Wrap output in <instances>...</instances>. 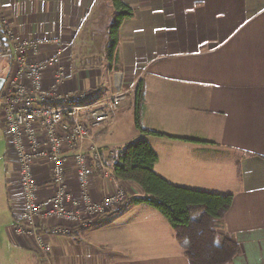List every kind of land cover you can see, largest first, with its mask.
I'll list each match as a JSON object with an SVG mask.
<instances>
[{"label": "crops", "instance_id": "1", "mask_svg": "<svg viewBox=\"0 0 264 264\" xmlns=\"http://www.w3.org/2000/svg\"><path fill=\"white\" fill-rule=\"evenodd\" d=\"M126 1L135 14L120 26L118 59L111 67L104 53L109 40L104 18H114L113 0H0V19L12 33L10 53L0 55L5 79L0 100L17 69L14 46L27 39L60 38L71 44L63 56L67 77L60 92L89 95L105 65L111 82L105 97L120 87L129 90L122 110L142 81L143 127L171 136H143L158 154L156 172L179 186L233 194L220 228L241 248L230 264H264V0ZM55 51L53 46L29 50L27 58L41 61ZM53 76L54 66H48L46 87ZM95 129H90L93 138ZM9 145L0 107V150L8 172V194L0 195V264H48L47 258L26 259L25 252L38 251L36 242L14 230L24 196L16 152ZM98 148L104 158L113 151ZM11 162L15 171L8 180ZM66 166L67 190L79 198L72 156ZM33 174L43 201L52 193L49 163L36 160ZM117 185L128 194L142 193L134 183L95 177L89 183L93 200L101 201ZM156 210L146 204L112 207L93 226H76L67 234H52L48 228L66 222L41 220V231L52 244L49 263L189 264L171 225ZM112 212H123L129 220L118 224L122 216L117 214L95 228ZM97 229L106 233L98 240Z\"/></svg>", "mask_w": 264, "mask_h": 264}, {"label": "built area", "instance_id": "2", "mask_svg": "<svg viewBox=\"0 0 264 264\" xmlns=\"http://www.w3.org/2000/svg\"><path fill=\"white\" fill-rule=\"evenodd\" d=\"M11 40L12 33L8 30ZM71 44L60 38L27 39L14 46L17 62L15 74L9 78L6 91L0 100L5 114L10 143L16 152L24 209L14 224L18 234L33 236L38 251L47 262L52 244L41 231V220L57 219L66 225L49 226L52 234L70 233L73 227L88 228L110 208L121 206L127 190L112 188L101 201H94L89 189L93 178L113 180L114 173L105 162L90 129L101 127L112 114L126 103L129 90L118 88L109 96L88 100L84 92H60L66 80L64 53ZM53 46L55 52L41 61H29V50L40 52ZM54 66L49 86L44 85V72ZM73 157L80 196L75 198L66 187L67 158ZM46 160L50 165L52 193L39 200V185L33 174V163Z\"/></svg>", "mask_w": 264, "mask_h": 264}, {"label": "trees", "instance_id": "3", "mask_svg": "<svg viewBox=\"0 0 264 264\" xmlns=\"http://www.w3.org/2000/svg\"><path fill=\"white\" fill-rule=\"evenodd\" d=\"M114 21L109 26L106 58L112 67L117 61L119 29L125 19L134 16L126 0H113ZM8 27L0 19V55L11 51ZM135 124L141 137L109 153L105 162L117 180L136 184L141 194H128L120 209L131 204H146L157 209L171 225L175 239L183 246L189 264H230L241 251L230 233H221L223 219L230 210L234 195L199 190L171 183L158 174V154L143 136H169L143 127L144 84L138 82L135 94Z\"/></svg>", "mask_w": 264, "mask_h": 264}, {"label": "rangeland", "instance_id": "4", "mask_svg": "<svg viewBox=\"0 0 264 264\" xmlns=\"http://www.w3.org/2000/svg\"><path fill=\"white\" fill-rule=\"evenodd\" d=\"M113 21H114V18L111 17V15L110 17L104 18V24H105L104 29L107 30L106 33L108 34V36H109V26L112 24ZM104 53L105 55H107V50L104 51ZM97 75L99 76L98 84L95 88L89 91V98L87 99V101L88 100L95 101V100L101 99L105 97L110 91V88H111L110 76H108L105 65H103L102 67H99V73ZM97 131H101L99 135H97ZM138 132L139 131L135 124V99L133 98V96L129 100L128 107L126 105L122 110H120L119 112L115 114V117L113 119L112 118L109 119L101 127L94 130V134H96L95 140H96L97 145L107 146L114 151L134 141L136 138H134L133 135L137 134ZM9 147H10V150L13 151L12 146L9 145ZM8 171H10L11 175H9V178L7 179L10 180L12 179V176L14 175L13 171H15L14 163L11 162V168L9 167ZM7 174H8L7 166L3 159V153L1 154V150H0V195H1V198L3 199L6 198V194H8V190H6L7 186H6V181H5ZM2 209L5 210V207L2 206ZM153 210H156V209L153 208ZM117 214L122 216L120 219H118L119 220L118 224H122V222L129 220V218H127V215H125L123 212H112L110 215L104 218V221L102 224H98L95 228H99L101 226L106 225V221L111 217L115 218L114 216ZM3 221L4 220L1 219V223ZM119 226H122V225H119ZM94 234L96 236V239L98 240L100 236H103L106 233L101 234L100 230L97 229V231H95ZM135 240H137V238H135ZM24 256L26 259H35L36 261H39V262H42L46 258L45 255L41 254L37 250H31V251L25 252Z\"/></svg>", "mask_w": 264, "mask_h": 264}, {"label": "water", "instance_id": "5", "mask_svg": "<svg viewBox=\"0 0 264 264\" xmlns=\"http://www.w3.org/2000/svg\"><path fill=\"white\" fill-rule=\"evenodd\" d=\"M4 82H5V79L2 78V77H0V90H1V88H2V86H3V84H4Z\"/></svg>", "mask_w": 264, "mask_h": 264}]
</instances>
